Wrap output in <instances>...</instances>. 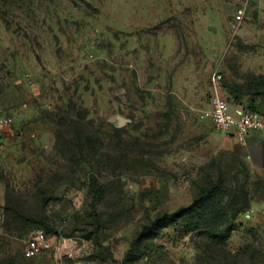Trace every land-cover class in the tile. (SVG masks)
Segmentation results:
<instances>
[{
	"label": "rangeland",
	"instance_id": "obj_1",
	"mask_svg": "<svg viewBox=\"0 0 264 264\" xmlns=\"http://www.w3.org/2000/svg\"><path fill=\"white\" fill-rule=\"evenodd\" d=\"M214 71L264 115V0H0V264H264V142L200 119ZM209 181L212 216L180 219ZM223 221L221 246L204 233ZM39 229L49 249L25 259Z\"/></svg>",
	"mask_w": 264,
	"mask_h": 264
},
{
	"label": "built area",
	"instance_id": "obj_2",
	"mask_svg": "<svg viewBox=\"0 0 264 264\" xmlns=\"http://www.w3.org/2000/svg\"><path fill=\"white\" fill-rule=\"evenodd\" d=\"M245 11L239 9L236 22L241 23ZM209 110L202 113L201 120H208L219 134L233 138L236 143L244 145L253 134H264V116L253 111H237L232 114L229 105L222 97V75L214 71L210 76ZM14 119L10 115L0 111V155L4 147V141L11 136V127ZM49 249L46 233L39 229L28 239L23 256L25 259H33Z\"/></svg>",
	"mask_w": 264,
	"mask_h": 264
},
{
	"label": "trees",
	"instance_id": "obj_3",
	"mask_svg": "<svg viewBox=\"0 0 264 264\" xmlns=\"http://www.w3.org/2000/svg\"><path fill=\"white\" fill-rule=\"evenodd\" d=\"M262 81H264V76H257L253 79V83H255V82L259 83ZM253 83H252V85H253ZM225 88H226V86H223V84H222L223 91L225 93H227ZM228 90H231L227 93L228 94L227 100L232 99L230 105H235V106L239 107L241 109V111L257 112L255 110H250V109H246V108L242 107L241 99L235 94V92L232 91V88L228 87ZM225 101H226V99H225ZM257 113H259V112H257ZM71 114H72V116H71ZM259 114H261V113H259ZM74 115H75L74 111H71V109L70 110L68 109V111L59 109V113L55 117H52L54 120L53 121L50 120V122L52 124H55L59 128H61L63 125H65V126L67 125L68 127L72 126V127L76 128L78 126V124L76 126V123H74V121L71 120V118H73ZM75 116H77V115H75ZM111 127H112V130L114 132L120 131L113 124H111ZM56 134H57V132L55 133V136L57 139ZM56 142H57V140H56ZM76 150H77L76 146H72L71 148L68 145L65 146V153L70 154L72 156H75L77 154L78 151H76ZM224 192H225V187L223 186V184L220 181H215V182L209 181L207 183V185L205 186V188L201 190L200 198L198 199V201H196V205L197 204L198 205L195 207V209H194V207H193L194 205H193L190 208L186 209V211L183 210L181 212L183 214L179 213L177 216L180 219H182L185 214L188 215L191 213V211H195L194 215L196 216L198 221H200V220L203 221L204 218H210L212 216V213H214L217 205L221 204V201L219 199L224 194ZM233 200L235 203L234 205H236V208H235L236 209V211H235L236 215H239V214L241 215L244 210L249 209L251 207V205H253V203H254V202L248 201L246 198L242 200V203H240V201H238L239 199L237 197L233 198ZM222 217H223V215L219 216V219H218L219 222L223 220ZM96 219L97 218H95V220ZM227 224L228 223L226 221H223V222L218 224V226L215 230L208 231V232L204 233V235L209 240H211L213 243L224 246V244L226 243V240L228 239V237L230 235L231 228L228 227V228L223 229V230H221L220 228H223V226H225ZM22 256H23V253H22Z\"/></svg>",
	"mask_w": 264,
	"mask_h": 264
},
{
	"label": "crops",
	"instance_id": "obj_4",
	"mask_svg": "<svg viewBox=\"0 0 264 264\" xmlns=\"http://www.w3.org/2000/svg\"><path fill=\"white\" fill-rule=\"evenodd\" d=\"M233 106L237 108V111H240V110H241L239 107H237V106H235V105H233ZM251 141H253V142H255V143H259V142L261 143V142H264V134H253V135H251V136L248 138L247 142L249 143V142H251ZM44 253H45V252H44ZM44 253H43V254H44ZM43 254H41V255H39V256L33 258V259L38 260V259H40V257H41Z\"/></svg>",
	"mask_w": 264,
	"mask_h": 264
},
{
	"label": "water",
	"instance_id": "obj_5",
	"mask_svg": "<svg viewBox=\"0 0 264 264\" xmlns=\"http://www.w3.org/2000/svg\"><path fill=\"white\" fill-rule=\"evenodd\" d=\"M115 123L113 124L116 128H122V127H126L127 125H129L131 123L130 119L124 118L122 116H116L115 118Z\"/></svg>",
	"mask_w": 264,
	"mask_h": 264
}]
</instances>
